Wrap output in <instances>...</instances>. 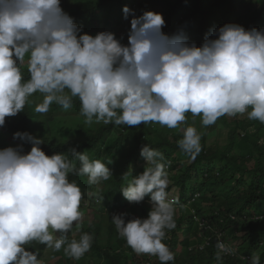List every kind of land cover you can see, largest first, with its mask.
I'll use <instances>...</instances> for the list:
<instances>
[{
	"label": "clouds",
	"instance_id": "clouds-1",
	"mask_svg": "<svg viewBox=\"0 0 264 264\" xmlns=\"http://www.w3.org/2000/svg\"><path fill=\"white\" fill-rule=\"evenodd\" d=\"M123 13L126 20L132 17L126 45L111 31L83 33L61 0H0V127L37 92L43 100L35 105L36 113H47L53 102L67 110L78 97L89 124L177 128L188 112L200 116L203 126L245 112L264 123V29L227 23L211 29L197 46L183 30L165 34L162 14L137 16L128 6ZM25 62L28 79L21 71ZM13 138L32 147L27 153L23 144L0 149V264H43L39 250L26 247L32 241L53 251L63 248L66 256L79 260L93 236L68 237L73 222L78 226L82 218V192L68 175H87L95 185L109 180L111 170L75 147L68 151L71 159L63 153L49 156L41 138L20 131ZM200 140L196 128L187 126L177 144L195 159L202 151ZM140 155L145 170L131 176L120 192L131 203L150 197L151 210L147 218L114 214L112 223L135 253L168 264L175 254L162 241L166 229L176 228L178 198L170 199L166 191L163 154L146 144ZM216 248L220 264L224 255L235 254L219 239ZM250 264H260V257L253 253Z\"/></svg>",
	"mask_w": 264,
	"mask_h": 264
},
{
	"label": "trees",
	"instance_id": "trees-1",
	"mask_svg": "<svg viewBox=\"0 0 264 264\" xmlns=\"http://www.w3.org/2000/svg\"><path fill=\"white\" fill-rule=\"evenodd\" d=\"M125 6L135 10L137 16L145 11L162 14L165 34L183 30L189 43L195 42L197 46L202 45L211 29H219L227 23H237L245 29H264V0H61L63 10L83 33L91 35L122 27L126 21ZM129 29L123 36L125 45ZM27 59L26 56L25 61ZM26 66L25 62L21 71L28 79ZM39 95V92L33 94L16 116L6 117L0 130L17 146L23 144L24 153L30 152L32 145L14 139L17 131L41 138L40 147L49 156L63 153L71 159L68 151L75 147L79 152H86L91 160H101L112 172L110 179L97 187L89 184L87 175L69 173V182L75 181L82 192L80 207L89 200V211L92 209L96 219L88 227L73 222L68 237L79 240L83 233H89L93 236L92 246L76 260L66 256L63 248L50 254L46 245L30 242L26 247L31 251L39 250L38 259L43 264H96L98 260L100 264H146L145 258H150V264L152 260L160 264L155 256L135 253L118 235L111 219L123 211L128 213L126 219L147 218L151 210L142 206V202H129L120 192L131 176L145 170L146 161L140 152L146 144L163 154L162 162L169 180L166 191L176 186L181 194L180 204L175 206L176 228L166 229V238L162 241L175 254V259L168 264H220L215 257L218 239L224 242L222 236L242 241L241 246L233 248L235 256L224 255L222 264H250L253 253L260 257V264H264V123L249 119L245 112L224 115L214 124L203 126L200 116L188 112L186 121L179 126L182 129L195 127L201 135L202 146V151L192 159L179 149L177 141L183 138V133L176 128L158 123L105 125L95 120L91 124L97 125L93 126L80 114L78 97L72 98V106L67 110L55 102L50 105V114L61 112L64 117L56 124L63 130L55 132L49 124L48 112L34 111L35 105L43 100V95ZM66 114L76 116L67 118ZM173 172L178 173L174 176ZM126 173L128 179L124 178ZM97 196L103 201L100 205L96 203ZM145 200L150 201V197ZM53 234L59 236V233Z\"/></svg>",
	"mask_w": 264,
	"mask_h": 264
},
{
	"label": "rangeland",
	"instance_id": "rangeland-1",
	"mask_svg": "<svg viewBox=\"0 0 264 264\" xmlns=\"http://www.w3.org/2000/svg\"><path fill=\"white\" fill-rule=\"evenodd\" d=\"M120 4V6H122V4H123V2H120L119 3ZM118 18H121V16H118ZM118 20H121V19H118ZM124 20V19H123ZM128 21H130V17L124 22L123 21V25H122V27H115V29L113 30H110L111 32H113V33H115V35H116V38L117 39H119L120 41H121V43L123 44V36H124V34H125V32H126V30L128 29V28H130V22H128ZM104 31H107L106 29H104ZM93 34V33H92ZM97 34V33H96ZM95 34V32H94V34L93 35H96ZM26 69H27V66L25 67ZM42 96V94H40L39 95V97H41ZM47 115L50 117V120H49V124H50V126H51V128L55 131V132H60V131H62L63 129H61V128H58V127H56V124L59 122V120L60 119H62V118H64L62 115H61V112L60 113H54V114H50V112H48L47 113ZM67 118H70V117H73V116H76V115H71V114H66L65 115ZM71 121V120H70ZM91 125H93V126H95V125H97V124H91ZM69 129V128H68ZM176 131H178V132H181V133H183V130L184 129H182L180 126H178L176 129H175ZM9 146H12V147H16L17 146V144L15 143V142H13L10 138H9V135L8 134H4L1 130H0V149H4V148H7V147H9ZM143 167H146V166H143ZM177 173L178 172H173V174H174V176H176L177 175ZM172 181H174V180H172ZM101 184H103L102 183V181L100 182V183H98V184H96V187L97 186H100ZM101 187H103V186H101ZM168 194H169V198L171 199V198H178V205L180 204V196H181V194H180V190H179V188L178 187H176V186H174L172 189H171V191L170 192H168ZM96 198H99L98 196L96 197ZM192 201H195V199L194 200H192ZM103 201L99 198V199H96V203L98 204V205H100L101 203H102ZM177 204L175 205V206H177ZM194 205V204H193ZM142 206H145V207H148V208H151L152 207V205H151V202L149 201V200H145V201H143L142 202ZM198 206L200 207V204H198ZM89 207H90V201L89 200H86V202L83 204V207H80V211H81V213H82V218H81V220L78 222V225H80V226H84V227H88L90 224H92L94 221H95V214H94V212L92 211V209H91V211H89L90 209H89ZM141 207V206H140ZM94 210H95V208H93ZM122 213H127L126 211H123ZM140 213H142V212H140ZM128 214V213H127ZM138 215H141V214H138ZM76 225H77V222H74ZM51 231V230H50ZM54 236H56V237H58V235L57 234H53ZM222 240L225 242V243H227V244H229V246L230 247H232V248H238V246H241V244H242V241H231L230 240V238L228 237H225L224 238V236H222ZM230 241V242H229ZM48 253H50V254H53V253H55V251H53L52 249H49L48 248V251H47ZM58 259V258H57ZM150 259V258H149ZM149 259L148 258H145V261H147L146 262V264H149ZM101 262H100V260H98L97 261V263L96 264H100ZM154 263H156V261L155 260H152V264H154ZM45 264H46V262H45Z\"/></svg>",
	"mask_w": 264,
	"mask_h": 264
},
{
	"label": "bare ground",
	"instance_id": "bare-ground-1",
	"mask_svg": "<svg viewBox=\"0 0 264 264\" xmlns=\"http://www.w3.org/2000/svg\"><path fill=\"white\" fill-rule=\"evenodd\" d=\"M233 256H235V255H233Z\"/></svg>",
	"mask_w": 264,
	"mask_h": 264
},
{
	"label": "built area",
	"instance_id": "built-area-1",
	"mask_svg": "<svg viewBox=\"0 0 264 264\" xmlns=\"http://www.w3.org/2000/svg\"><path fill=\"white\" fill-rule=\"evenodd\" d=\"M150 264V263H149Z\"/></svg>",
	"mask_w": 264,
	"mask_h": 264
}]
</instances>
